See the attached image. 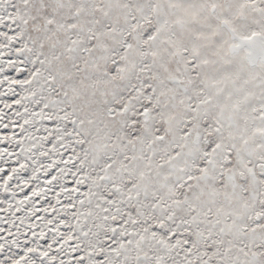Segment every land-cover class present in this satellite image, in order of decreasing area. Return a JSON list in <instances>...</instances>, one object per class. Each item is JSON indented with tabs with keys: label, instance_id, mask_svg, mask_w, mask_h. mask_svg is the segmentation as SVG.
I'll return each mask as SVG.
<instances>
[{
	"label": "snow or ice",
	"instance_id": "obj_1",
	"mask_svg": "<svg viewBox=\"0 0 264 264\" xmlns=\"http://www.w3.org/2000/svg\"><path fill=\"white\" fill-rule=\"evenodd\" d=\"M0 264H264V0H0Z\"/></svg>",
	"mask_w": 264,
	"mask_h": 264
}]
</instances>
